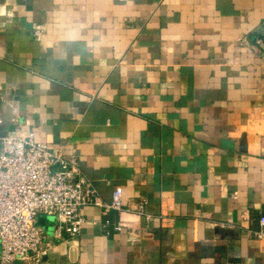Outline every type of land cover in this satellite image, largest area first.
<instances>
[{
    "label": "crops",
    "instance_id": "crops-1",
    "mask_svg": "<svg viewBox=\"0 0 264 264\" xmlns=\"http://www.w3.org/2000/svg\"><path fill=\"white\" fill-rule=\"evenodd\" d=\"M32 132L123 188L45 264H264V0H0V137Z\"/></svg>",
    "mask_w": 264,
    "mask_h": 264
},
{
    "label": "built area",
    "instance_id": "built-area-1",
    "mask_svg": "<svg viewBox=\"0 0 264 264\" xmlns=\"http://www.w3.org/2000/svg\"><path fill=\"white\" fill-rule=\"evenodd\" d=\"M144 206L145 202L139 206L141 213ZM88 207L122 210L123 188L117 187L112 202L106 204L96 188L80 177L75 154L65 155L36 141L34 132L0 137V262L45 264L51 242H46L38 218L55 219V237L63 233L75 237L81 233Z\"/></svg>",
    "mask_w": 264,
    "mask_h": 264
},
{
    "label": "water",
    "instance_id": "water-1",
    "mask_svg": "<svg viewBox=\"0 0 264 264\" xmlns=\"http://www.w3.org/2000/svg\"><path fill=\"white\" fill-rule=\"evenodd\" d=\"M55 219L53 217H45L41 216L38 218V224L41 225L42 227L46 226L47 221L53 222Z\"/></svg>",
    "mask_w": 264,
    "mask_h": 264
}]
</instances>
